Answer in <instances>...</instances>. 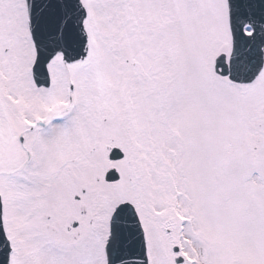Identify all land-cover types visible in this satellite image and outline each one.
Wrapping results in <instances>:
<instances>
[{
	"label": "snow or ice",
	"instance_id": "obj_1",
	"mask_svg": "<svg viewBox=\"0 0 264 264\" xmlns=\"http://www.w3.org/2000/svg\"><path fill=\"white\" fill-rule=\"evenodd\" d=\"M0 264H264V0H0Z\"/></svg>",
	"mask_w": 264,
	"mask_h": 264
}]
</instances>
